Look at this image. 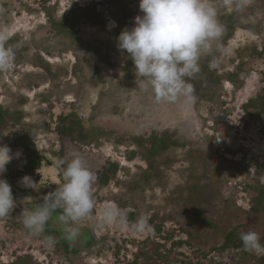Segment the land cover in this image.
Returning <instances> with one entry per match:
<instances>
[{
    "label": "rangeland",
    "instance_id": "obj_1",
    "mask_svg": "<svg viewBox=\"0 0 264 264\" xmlns=\"http://www.w3.org/2000/svg\"><path fill=\"white\" fill-rule=\"evenodd\" d=\"M211 2L224 31L186 78L196 98L186 105L141 91L118 48L139 0H0L15 50L0 72V146L13 155L0 178L17 201L0 218V264H264L240 240L256 231L264 244V0L239 11ZM166 107L183 118L164 122ZM112 117L148 127L119 130ZM74 156L96 177L95 208L76 222L96 243L70 255L46 226L24 227L17 198H54ZM108 206L122 223L100 226Z\"/></svg>",
    "mask_w": 264,
    "mask_h": 264
},
{
    "label": "clouds",
    "instance_id": "obj_2",
    "mask_svg": "<svg viewBox=\"0 0 264 264\" xmlns=\"http://www.w3.org/2000/svg\"><path fill=\"white\" fill-rule=\"evenodd\" d=\"M247 2L224 0L229 7L234 3L237 11ZM139 10L142 15L135 17L134 26L124 29L117 38L118 48L134 63L137 87L145 92L151 90L157 102H175L183 97L186 105L194 103V89L186 78L200 71L201 57L213 52V45L223 34L217 8L211 0H139ZM11 35L7 27H0V72L13 67L15 50L7 45ZM216 46L227 52L220 45ZM11 151L7 145L0 146V175L7 171L6 166L13 159ZM19 155L17 152L16 156ZM65 164L63 183L54 192V198L27 209L23 224L33 234L44 232L52 212L59 210V221L71 238L78 231L76 222L90 215L95 208L92 189L96 177L78 156ZM16 203L11 185L0 178V218L7 216ZM123 216L122 210L105 207L100 226L122 223ZM138 227L140 230L146 228V220L141 218ZM240 240L244 250L257 256L264 255V244L256 231L241 233ZM48 242L51 244L54 240L49 237Z\"/></svg>",
    "mask_w": 264,
    "mask_h": 264
},
{
    "label": "flooded vegetation",
    "instance_id": "obj_3",
    "mask_svg": "<svg viewBox=\"0 0 264 264\" xmlns=\"http://www.w3.org/2000/svg\"><path fill=\"white\" fill-rule=\"evenodd\" d=\"M24 196H31L34 198H39L40 200H49L46 197H38L35 194H23ZM18 199V198H17ZM19 203V201H18ZM20 204V203H19ZM21 206V205H20ZM33 204H30L29 207H32ZM22 207V206H21ZM24 208V207H22ZM27 210L28 208H24ZM61 213L58 211L52 212L50 219L48 220L46 229L49 233L56 235L57 239L60 241L63 251L66 254L76 255L81 252L89 251L94 247L96 243V237L92 230L90 229H81L76 226L78 231L71 238L68 237L65 227L60 223L59 216Z\"/></svg>",
    "mask_w": 264,
    "mask_h": 264
},
{
    "label": "bare ground",
    "instance_id": "obj_4",
    "mask_svg": "<svg viewBox=\"0 0 264 264\" xmlns=\"http://www.w3.org/2000/svg\"><path fill=\"white\" fill-rule=\"evenodd\" d=\"M129 109H132V105H130ZM166 111L163 112V116L162 119L164 120V122H170L173 121L175 118L178 119H182L183 116L179 115L176 113L175 115H171L170 112L167 111L168 107L165 108ZM181 109V108H180ZM109 117V116H108ZM191 118V117H190ZM110 122H106L107 120L104 121V123L109 126V127H114L117 128L119 130H125V129H131L134 130L136 132H140L143 131L145 127H148L146 125V123L144 121L142 122H135V123H126L125 120H122L121 118H117V117H112V118H108ZM136 121V120H135ZM152 123V121H150ZM171 123V122H170ZM103 125V124H102ZM170 125V124H169ZM192 125V124H191ZM104 126V125H103ZM151 126V125H150ZM196 129V128H195ZM129 132V131H128ZM133 132V131H132ZM194 134V133H193ZM195 135V134H194ZM193 135V136H194ZM43 141V140H42ZM49 145V144H48ZM47 146V145H46ZM111 146V145H110ZM109 147V145H108ZM107 148V147H106ZM110 150V149H109ZM110 152V151H109ZM112 152V151H111ZM77 153V152H75ZM108 153V151H107ZM111 154V153H110ZM113 154V153H112ZM123 160V159H122ZM124 161V160H123ZM125 162V161H124ZM123 162V163H124ZM122 163V162H121ZM127 164V162L125 163ZM129 165V164H128ZM124 166V165H123ZM58 184V182H56ZM59 185V184H58Z\"/></svg>",
    "mask_w": 264,
    "mask_h": 264
},
{
    "label": "water",
    "instance_id": "obj_5",
    "mask_svg": "<svg viewBox=\"0 0 264 264\" xmlns=\"http://www.w3.org/2000/svg\"><path fill=\"white\" fill-rule=\"evenodd\" d=\"M18 201L20 203V205L24 208H30L29 205L30 204H42L44 203L43 200H40L39 198H34L31 196H27V195H22L18 198Z\"/></svg>",
    "mask_w": 264,
    "mask_h": 264
}]
</instances>
